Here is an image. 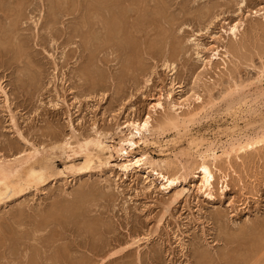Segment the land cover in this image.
<instances>
[{"label":"rangeland","instance_id":"rangeland-1","mask_svg":"<svg viewBox=\"0 0 264 264\" xmlns=\"http://www.w3.org/2000/svg\"><path fill=\"white\" fill-rule=\"evenodd\" d=\"M88 1L103 17L95 0H0V161L32 146L40 151L35 160L49 158V147L74 134L70 142L99 131L116 143L129 120L149 113L154 126L162 120L166 115H154L151 106L168 93L179 102L196 94L203 105L191 107L206 112L187 134L168 128L134 150L163 173L181 176L182 162L198 160L187 156L195 154L191 137L219 146L234 126L241 137L264 132V0H130L133 6L115 11L134 17L123 18L121 34L130 33L132 44L95 32ZM239 21L244 30L235 42L224 30ZM134 22L139 31L130 30ZM218 46L236 49L227 66L205 67L204 56ZM235 84L248 107L228 112L242 99ZM55 153L50 178L0 202V264H264V143L232 158L227 172L219 163L228 189L221 193L217 173L213 199L191 175L174 200L143 172L125 176L114 160L70 174L65 166H79L83 156Z\"/></svg>","mask_w":264,"mask_h":264},{"label":"bare ground","instance_id":"bare-ground-1","mask_svg":"<svg viewBox=\"0 0 264 264\" xmlns=\"http://www.w3.org/2000/svg\"><path fill=\"white\" fill-rule=\"evenodd\" d=\"M142 1L145 2L144 0H142ZM153 1H155V0H153ZM78 2H80V1H78ZM92 2H93V0H92ZM95 2L97 4L98 3L101 4V6H102L101 8H104L103 11H105L104 14L106 15L105 16L103 13H102L103 17L101 15H99L100 12L98 13L97 10H95L93 8V6H95V5H91V3L88 1V3H90V5L92 6V9H94V10H92L91 7H90V9L92 11H96V12H94V16H95L96 20L93 23L95 32L104 31L103 33L106 34L105 39L110 38L108 36H113V37L115 36V38L120 39V41L121 40H125V41L128 40L131 37L130 33L127 34L129 36L128 39H122L124 37V36H122L123 35L122 32L126 28L125 21H127V20L124 21L123 18H125V16H126V18H130V19L132 18L133 19L134 17H131L128 14V11L118 12L121 9L117 10V11H115V9H117V7L120 5H121V7L124 6V8H125V6H127L126 3L130 7V6H133L134 3L130 0H95L94 4H96ZM157 2L159 3V1H156L155 3H157ZM80 3H82V2H80ZM80 6H82V5H80ZM98 6H99V4H98ZM138 6H140V5H138ZM144 6H145V3H144ZM149 6H151V5H149ZM156 6L158 8L159 4L158 5L155 4L153 7H151V9L153 8L152 10H154V8ZM78 7H79V5H78ZM79 8H81V7H79ZM96 8L99 9L98 7H96ZM124 8H122V9H124ZM143 8H146V7H142V9ZM159 8H160V6H159ZM147 9H149V8H147ZM81 10H82V8H81ZM144 10L145 9H143L142 11H144ZM262 10H264V9H262ZM262 10L260 9V11H262ZM77 11H79V9ZM112 11H114V12L112 13ZM154 11H152V14ZM132 13H134V11ZM91 14H93V13L91 12ZM262 14L260 16H262L264 19V11ZM79 18L81 19V17H79ZM82 18H84V17H82ZM136 19H138V18L136 17ZM93 20L94 19H92V21ZM133 21H134V19L132 20V22ZM135 22H136V20H135ZM135 22H134V25H135ZM150 22H148V23H150ZM90 23H92V22H90ZM152 23H154V21ZM146 24H147V22H146ZM84 25H85V23L83 24V26ZM134 25H129L130 30H132V29L136 30L137 29V26L136 25L134 26ZM150 25L152 27L151 23L149 24V27H150ZM89 26H90L89 28H87V29L85 28V29L90 30V28H92L91 26H93V25H89ZM243 26H244V22L239 21L233 25L228 26L224 30V34L230 40L235 41V40H237L238 35H241L240 32L242 30H244ZM86 27H87V25H86ZM146 27H148V25H146ZM81 29H83V28H81ZM137 30L139 31V29H137ZM91 31H90V33H91ZM141 31H143V30H141ZM82 33H85V32L83 31ZM88 33H89V31H88ZM123 33H125V32H123ZM144 33L145 32L143 31V33H141V34H144ZM91 34H93V33H91ZM141 34H139V35H141ZM86 35H88V34H86ZM100 35L102 36V34H100ZM90 36L91 35L88 36L89 39H90ZM144 36H145V34H144ZM133 38L131 40H133ZM115 41L117 43L118 40L115 39ZM104 42L106 43L105 40H104ZM107 42L110 43L111 41L108 40ZM113 42H114V40H113ZM113 42L111 44H113ZM121 42H124V41H121ZM126 42H128L127 44H129L130 41H126ZM126 42H124V43H126ZM124 43H122V44H124ZM106 44H104V45L108 46V43H106ZM118 44H119V42H118ZM122 44H120V45L123 48H121L120 45L118 47L125 50L124 46L126 44H124V46H122ZM130 44H132V42H130ZM115 46H117V45L115 44ZM233 47H235L234 48V50H235L236 46H233ZM233 47L227 48V46H221V48H220L218 46L217 48L210 50V53L208 52L209 55H207L206 57L203 55L204 58H203L202 62L204 64V66L205 67H212L213 64H215L219 61H222V63H223L222 65L227 66L225 59L230 57L231 50H233ZM127 48L129 49L130 47H127ZM129 50H131V49H129ZM131 51H130V53H131ZM199 55H200V52L199 53L197 52V56H199ZM166 67L170 68V66H167V64H166ZM262 69H264V67ZM172 71H173V69H172ZM262 71H264V70H262ZM262 73L264 75V72H262ZM240 85L241 84H239V85L235 84L234 85V88L232 89L233 93L239 91ZM241 90H243V89H240V92H242ZM233 93L230 92V95ZM170 94L171 93H168L165 97H161V96L158 97L157 99L154 100V103L151 106V110L154 113V115L156 113L161 114V115H166L165 117L163 116L164 118H162V120H160V121L158 120V122H154V123H156L155 126L152 124L153 123V115L151 113H149L147 116H144V118L142 120L133 119L132 121L129 120L128 122L124 123L122 125V127L119 128V133L121 135L118 138L119 141L117 140L118 142H116V143H114V141H112L113 140L112 138H108V136L105 133H102L99 131H94L92 136H88L86 138H83V139H81V141L75 140V142H70L71 138L76 139V137H77L73 133L74 136L72 135L71 138L64 139L61 143L55 144V146H53L52 148L49 147V149L51 152H54V153L58 152L59 155H61V156L65 155L66 159H70V158H73L75 156H80V155L83 156V162L79 166L75 165V164H70L68 166H65L64 170L69 172L70 174L71 173L74 174L76 172L78 174L79 172L91 170L93 168L94 169L101 168V167L105 168V167L110 166L111 161L114 160L117 162V164L113 165V167L119 169L125 176H128L129 174H131L132 172H135V171L143 172L144 174H146V176L152 177L154 182L159 183L161 186V189L163 190L164 193L169 194V195L173 194L174 200L177 199L178 197H180L186 191V189L184 187H182V183L186 182L188 175H191L193 179H196L199 192H201L206 198L213 199L214 198V195H213L214 185L217 182L216 174L218 173L219 175H221L219 179L221 180V183H222L221 193L223 194L224 191L228 189V175L226 172L229 171L232 167L231 166V159L232 158L240 159L241 158L240 156H242L246 152H248V151L252 152V150H254L257 146L262 145L264 143V132L262 131L261 133H259L257 135L255 133V135L251 136V137L250 136L247 137L248 135L245 137L244 136L241 137L240 133H238V129H236L234 126V128L228 129V132L224 133L225 137L227 138V141L224 144H222L223 142L222 143L219 142V143H221L219 146H215L216 144H214V142H212V140L210 142L203 137H198V136L197 137H191L188 141V148L190 150L194 149L195 154L191 155L188 153L187 156L189 157V159L193 158V159H198V160H196V161L193 160L194 163L193 162L189 163V161H186L183 164V162H182L180 169H181V172L183 173V175H181V176H178L177 174H175L173 172H169V171L166 173H163L162 171L156 170L153 167L155 165V163H153L145 153L138 155V153H139L138 152L137 155H135L134 150L138 147L139 144H143V145L148 144L151 137L155 136V134L161 135L168 128L169 129L171 128V129L177 131L178 135L187 134V132L189 130V126L197 118L202 116V114L204 112H206L205 111L206 106L201 107V105L198 104L199 106H197L196 108L191 107V105H192L191 103H201L202 102L201 101L202 98L200 96L194 94V96L191 100L192 102L190 101V99H185V100H182L181 102H179L178 101L179 99L177 101L173 100V98L171 97ZM235 94H237V93H235ZM230 95H227V96L229 98H231L232 96H230ZM263 95H264L263 92L260 93L261 97H263ZM239 96L240 95H238V99L240 97H242V95L240 97ZM243 97H242V99H239L236 102L234 101V103L231 102V104L228 105L226 110L228 112H233V111L235 112V110H236L235 106H238L237 108L240 110L242 109L243 106H247L246 105L247 99L243 98ZM255 99H257V98H254V100ZM167 112H170V114ZM249 112H250V110H249ZM260 130H261V128H260ZM262 130H264V129H262ZM243 134H244V132H243ZM218 149H220L219 153L217 152ZM39 152L40 151L38 149H36L34 146H32L31 151H29V153H26L23 156L14 158L12 160H1L0 161V202H2L3 199H5L4 197L7 195V193L10 195V196L8 195L7 198L8 197H15V196L21 194L25 189H29L31 187H38L39 185L43 184L47 180V178H50L48 176H50L51 173L53 174V172L55 170V169L53 170L54 167L52 165V160L57 157L56 153L51 154L52 158L51 157L43 158V159L40 158L42 160L37 161L35 159H37L36 157L40 155ZM42 152L44 153V151H42ZM46 155H47V153H46ZM48 156H50V155H48ZM43 157H45V155ZM222 161H225L227 163L228 168H227L226 172L221 170V168L219 166V163ZM59 172H58V174L64 173L61 171H59ZM56 174H57V172H56ZM56 174H55V176H56ZM179 187H181V188L179 189ZM8 199H10V198H8ZM111 255H113V254H111Z\"/></svg>","mask_w":264,"mask_h":264}]
</instances>
